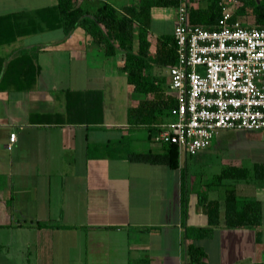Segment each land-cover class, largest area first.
<instances>
[{
  "label": "crops",
  "instance_id": "1",
  "mask_svg": "<svg viewBox=\"0 0 264 264\" xmlns=\"http://www.w3.org/2000/svg\"><path fill=\"white\" fill-rule=\"evenodd\" d=\"M136 1L77 3L93 13L102 2L122 8ZM57 2L0 0V264H44L45 256L49 264H188L181 200L192 184L185 175L189 154L171 168L89 151L127 133L128 108L151 94L127 82L123 52L107 55L82 27L65 34L55 24ZM176 17L177 6L152 7L150 40L173 34ZM239 139L262 142L264 130H221L196 154L219 167L207 182L199 178L207 191L193 185L192 215L188 204L187 224L209 226L198 195L205 191L221 201L213 237L195 241L205 248L207 264H264V180L254 177L264 157L234 151ZM150 142L143 152L162 151V144ZM226 167L247 174L219 184L215 176ZM227 188L260 201L259 226L224 225ZM78 214L80 222L70 219ZM57 222L55 228L39 225Z\"/></svg>",
  "mask_w": 264,
  "mask_h": 264
},
{
  "label": "trees",
  "instance_id": "2",
  "mask_svg": "<svg viewBox=\"0 0 264 264\" xmlns=\"http://www.w3.org/2000/svg\"><path fill=\"white\" fill-rule=\"evenodd\" d=\"M202 1H205L206 5L194 6L192 3L201 2V0H188L191 21L212 26L222 16L223 9L220 4L222 0ZM77 2L78 0H58L54 8L57 19L55 24L59 25L67 35L77 27H82L107 55H114L117 50L123 52L124 63L120 69L126 73L127 82L134 91L151 94L150 98L142 99L137 105L128 108L129 131L127 133L118 140L91 145L89 151L97 147L102 149L103 155L124 156L133 162L164 164L171 168H178L180 152L175 144L163 143L161 152L134 151L130 149V145L133 136L137 137L136 139L143 138L136 136L139 129L146 130L144 137L148 141H155V136L162 129V124L169 121L170 108L175 104L174 99L167 93L169 77L149 71L154 65L169 67L176 62L174 35L163 34L153 43L149 38V31L152 7L177 6L180 0H138L122 8H117L110 2H102L93 13ZM249 14L253 16L255 26H264V0H238L233 18L237 19ZM135 26L137 32H135ZM125 150L127 151L123 154ZM236 170L237 168L226 167L215 176V179L220 184L224 178L237 179L247 174L245 168L242 169L243 171L239 169L242 174L240 172L235 174ZM254 177L264 180V162L254 165ZM227 186L228 184L225 187ZM227 191L230 192L223 201L224 225L228 227L259 226L262 219L260 201L255 198H239L233 188H227ZM198 200L199 205L208 214L209 226L187 224L189 199L187 192L183 191L182 223L189 254L188 264H207L204 260L207 255L205 248L195 241L211 239L214 234L213 226L219 224L221 201L217 198H208L205 191L199 193ZM39 225L50 228L60 226L57 223Z\"/></svg>",
  "mask_w": 264,
  "mask_h": 264
},
{
  "label": "built area",
  "instance_id": "3",
  "mask_svg": "<svg viewBox=\"0 0 264 264\" xmlns=\"http://www.w3.org/2000/svg\"><path fill=\"white\" fill-rule=\"evenodd\" d=\"M220 4L212 26L191 21L188 0L177 5L167 90L175 104L155 141L177 145L180 154L210 147L223 129L264 130V26L234 19L238 0Z\"/></svg>",
  "mask_w": 264,
  "mask_h": 264
},
{
  "label": "rangeland",
  "instance_id": "4",
  "mask_svg": "<svg viewBox=\"0 0 264 264\" xmlns=\"http://www.w3.org/2000/svg\"><path fill=\"white\" fill-rule=\"evenodd\" d=\"M244 24H248V25H254L255 22H254V18L252 15H246L245 17H241L239 18ZM134 29L136 30L137 28L134 27ZM137 32V31H136ZM160 69V73H162L163 75H166V71H168V68L167 67H161V68H157L156 70H159ZM167 76V75H166ZM168 82V81H167ZM124 83H125V79H124ZM119 114V112H118ZM117 118L119 119L120 118V115L118 117L117 115ZM224 130V129H223ZM146 134V130L145 129H139L136 133V136H142L143 138H140L139 139H136L137 137L133 136L132 139H131V145H130V149L131 150H134V151H145L147 150V148L149 147L150 145V141H148V139H146L144 137V135ZM235 148H233V150H237V149H240L242 152H249L251 153L254 157H258V156H261V157H264V141L262 142H246V141H242V139H239V140H236L235 141ZM155 149H158L157 147H155ZM154 149V150H155ZM127 150H125L123 152V154L126 153ZM181 159L184 160V158L186 157L183 153V155H181ZM215 157V156H214ZM187 159H188V168L185 170V175H186V178L187 180L189 181V184H191V188L189 189L188 191V198H189V210H190V213L191 215L194 213V211L196 210V203H197V194L195 192V187H193V185H197L199 189H204L205 191H207V186L206 185H203L201 188H200V181H199V178H203L204 182H207L208 181V178L210 177L209 175L213 174L214 171H217L219 170V167H218V164H211V162H208L206 164L204 163H201V161L199 160V155H196V156H187ZM217 160L215 158H213V162H216ZM213 171V172H211ZM207 178V179H206ZM194 181H196V183L194 184ZM228 182H231V181H228V180H224V186H226V184H228ZM195 193V194H194ZM200 206V205H199ZM53 209V212L55 213L56 211V208H52ZM63 212H61V215H62ZM84 216L82 214H78V215H71L70 216V219H73L74 221L76 222H80L81 220H83ZM58 221V220H57ZM59 222V221H58ZM57 222V224H58ZM70 225H73V224H70ZM77 226L79 224H76ZM72 245L69 246V248H71ZM44 264H49L48 262V258L47 256H45L44 258Z\"/></svg>",
  "mask_w": 264,
  "mask_h": 264
}]
</instances>
